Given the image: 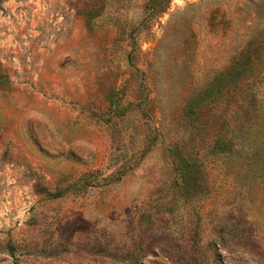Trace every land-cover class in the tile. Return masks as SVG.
<instances>
[{
  "label": "rangeland",
  "instance_id": "obj_1",
  "mask_svg": "<svg viewBox=\"0 0 264 264\" xmlns=\"http://www.w3.org/2000/svg\"><path fill=\"white\" fill-rule=\"evenodd\" d=\"M0 264H264V0H0Z\"/></svg>",
  "mask_w": 264,
  "mask_h": 264
},
{
  "label": "trees",
  "instance_id": "obj_2",
  "mask_svg": "<svg viewBox=\"0 0 264 264\" xmlns=\"http://www.w3.org/2000/svg\"><path fill=\"white\" fill-rule=\"evenodd\" d=\"M234 76V75H233ZM232 80L233 77L231 78ZM226 77H219L218 79H216L212 85H210L208 88H206L202 93H199L197 95H195L194 97L191 98V100L187 103L186 107V113L188 114V116L191 118V124H192V129L193 132L195 131L197 134H200L204 131L205 127H204V121L202 119H206V117H216L217 115L219 116V118H222V109L223 106H210V103L212 101H208L207 97L210 96L211 93H213L215 91V89H217L216 91L219 92L220 91V87L222 85V83L225 84L226 82ZM197 127V128H196ZM195 133H193L194 135ZM217 137L221 136V131L219 130L216 133ZM221 144H224V142L222 141ZM189 145L188 142H185L181 147H187ZM222 148V147H220ZM234 149H236V147H231L229 149V151H233ZM182 165H189V163L187 162H182ZM181 165V166H182Z\"/></svg>",
  "mask_w": 264,
  "mask_h": 264
}]
</instances>
